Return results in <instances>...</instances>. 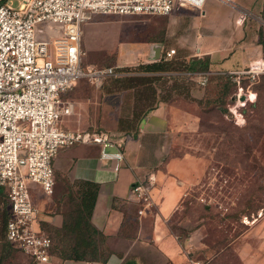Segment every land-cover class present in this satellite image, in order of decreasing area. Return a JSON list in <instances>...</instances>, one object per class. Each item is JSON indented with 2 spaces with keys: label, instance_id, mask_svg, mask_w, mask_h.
<instances>
[{
  "label": "crops",
  "instance_id": "obj_1",
  "mask_svg": "<svg viewBox=\"0 0 264 264\" xmlns=\"http://www.w3.org/2000/svg\"><path fill=\"white\" fill-rule=\"evenodd\" d=\"M261 10L260 0H233V5L206 0L200 15L184 8L154 18L137 41L121 45L113 66L125 69L117 77L91 84L94 88L84 80L74 86L76 129L71 130L92 125L119 135V120H133L129 133L122 132V161L111 159L116 152L112 147L105 149L109 158L102 159L101 146L93 143L61 148L53 159L56 188L82 181L98 185L90 221L104 236L98 249L107 258H62L51 251L50 262L35 264H200L168 226L196 165L183 147L200 125L197 109L207 83L199 84L198 74L207 73L209 79L262 58L254 19ZM96 15L105 14L92 18ZM170 50L174 52L167 56ZM195 59L206 61L207 69L187 68ZM160 62H166L162 70L143 68ZM130 75L137 78L128 80ZM148 180L154 205L138 215L131 187ZM33 188L38 227L48 235L49 228L63 224L57 200L66 193L55 189L51 196H43L37 186Z\"/></svg>",
  "mask_w": 264,
  "mask_h": 264
},
{
  "label": "built area",
  "instance_id": "obj_2",
  "mask_svg": "<svg viewBox=\"0 0 264 264\" xmlns=\"http://www.w3.org/2000/svg\"><path fill=\"white\" fill-rule=\"evenodd\" d=\"M177 0H8L0 4V190L5 194L9 218L6 241L34 262L51 261V238L38 227V208L31 184L45 196L55 187L53 159L59 149L77 144H98L100 157L106 148L116 150L111 159L123 160L124 136L104 130L65 129L62 122L74 110L63 96L78 82L98 86L117 76L115 67L82 64V27L95 14L157 15L173 12ZM206 0H179L180 6L201 9ZM233 5V0H219ZM174 51L166 53L170 56ZM263 60L228 72L233 80L258 79ZM205 85L208 74H198ZM239 95V94H238ZM238 124L242 114L232 112ZM119 164H115L117 170ZM153 185L135 182L131 198L137 214L154 205Z\"/></svg>",
  "mask_w": 264,
  "mask_h": 264
},
{
  "label": "rangeland",
  "instance_id": "obj_3",
  "mask_svg": "<svg viewBox=\"0 0 264 264\" xmlns=\"http://www.w3.org/2000/svg\"><path fill=\"white\" fill-rule=\"evenodd\" d=\"M8 1L17 6L20 0ZM260 1L262 10L254 19L264 40V0ZM184 8L199 15L203 9L180 6L177 0L173 12ZM159 17L96 15L82 27V64L113 66L121 45L137 41L142 30ZM261 57L264 64V49ZM72 89L64 94V100L73 102ZM241 96L245 98L241 100ZM233 111L242 114L238 124ZM197 113L198 131L183 147V152L196 159V165L185 195L168 221L169 229L180 236L190 256L200 264H264V72L255 80L210 75ZM72 122L71 114L62 127L76 129ZM34 186L45 196L38 185L31 184L33 190ZM55 189L75 194L78 187L64 184L55 185ZM67 201L64 206L69 210L74 201ZM8 212L6 196L0 190V264H35L4 239L3 220Z\"/></svg>",
  "mask_w": 264,
  "mask_h": 264
},
{
  "label": "trees",
  "instance_id": "obj_4",
  "mask_svg": "<svg viewBox=\"0 0 264 264\" xmlns=\"http://www.w3.org/2000/svg\"><path fill=\"white\" fill-rule=\"evenodd\" d=\"M5 1L6 0H0V4L4 3ZM257 33L258 42L262 45V49H264V40L261 38L259 30ZM165 63L166 62L147 64L143 65V68H145V70H162L165 68ZM187 68H189L190 70H205L207 69V63L204 60L195 59L189 62V66ZM124 69L125 68L122 69L115 67V71L118 73H120ZM224 75L230 77L228 75V72ZM126 78L128 80H133L137 77L134 75H130ZM132 125L133 120L120 119L118 125V134L124 135L122 132L129 133ZM72 184L77 185V192L75 194H72L71 192L66 191L64 192L66 193L65 198L57 200V202L60 203L59 210L63 215V224L59 229H48V236L52 240V247L50 252L55 251L62 258L105 261L107 258V253L98 249V244L104 241V236L91 224L90 221L91 212L98 192V185L89 181L75 182ZM67 200L74 201L73 206L69 210H67V208H65L64 206ZM8 218L9 215L5 216L3 220L4 239ZM178 237L180 238V236Z\"/></svg>",
  "mask_w": 264,
  "mask_h": 264
},
{
  "label": "water",
  "instance_id": "obj_5",
  "mask_svg": "<svg viewBox=\"0 0 264 264\" xmlns=\"http://www.w3.org/2000/svg\"><path fill=\"white\" fill-rule=\"evenodd\" d=\"M245 98V96H241V100H243Z\"/></svg>",
  "mask_w": 264,
  "mask_h": 264
}]
</instances>
